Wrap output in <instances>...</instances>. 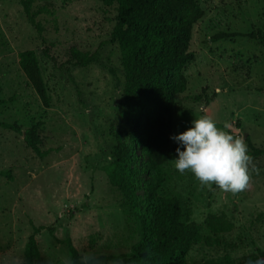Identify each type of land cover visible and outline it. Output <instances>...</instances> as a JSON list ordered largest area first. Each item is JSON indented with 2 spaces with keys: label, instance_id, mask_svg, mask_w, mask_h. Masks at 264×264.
Segmentation results:
<instances>
[{
  "label": "rangeland",
  "instance_id": "obj_1",
  "mask_svg": "<svg viewBox=\"0 0 264 264\" xmlns=\"http://www.w3.org/2000/svg\"><path fill=\"white\" fill-rule=\"evenodd\" d=\"M203 18L194 26L190 51L194 61L184 73L187 90L178 94L174 136L208 115L234 135L250 137L264 149V47L238 36L213 42L219 33H264V0H200ZM42 32L30 23L20 0H0V120L24 129L40 123L39 158L24 137L0 128V264H25L24 249L33 226L52 227L59 239L71 238L84 264H123L101 256L129 253L142 233L134 214L105 168L116 143L115 130L129 131L120 117L124 103L121 52L108 41L116 24L117 5L99 0H35ZM33 50L50 98L45 107L19 66V53ZM75 51L100 54L87 68L69 64ZM206 89L205 92L203 90ZM216 95V98H214ZM199 96L198 100L195 97ZM240 121V124H238ZM247 137L245 138V135ZM247 143V142H246ZM172 145H178L172 140ZM161 173L166 181L159 197L178 196L200 225L210 214L225 215L234 229L220 245L200 243L188 264H216L226 256L239 259L264 250V156L254 159L251 187L238 195L202 188L194 175H181L172 160ZM138 145L135 160L144 197L157 171ZM159 203V199L155 201ZM144 208L145 205H142ZM203 234L208 235L203 229ZM39 264H71L66 247L44 231Z\"/></svg>",
  "mask_w": 264,
  "mask_h": 264
},
{
  "label": "trees",
  "instance_id": "obj_2",
  "mask_svg": "<svg viewBox=\"0 0 264 264\" xmlns=\"http://www.w3.org/2000/svg\"><path fill=\"white\" fill-rule=\"evenodd\" d=\"M34 1L20 0L30 23L41 33L38 13L32 11ZM99 1L107 7L117 5L116 24L108 43L118 45L121 52L125 83L119 115L129 124L125 137L123 131L115 130L116 143L105 171L110 184L120 192L124 207L134 214L142 233V238L129 253L101 256L100 260L123 264H188L187 257L194 246L200 243L220 245V238L234 229L233 223L223 214L208 215L202 226L191 219V212L180 197H159L166 181L161 171L179 146L172 145L170 138L174 136L176 97L187 90L184 69L194 61V53L190 51L193 28L203 18L204 10L200 0ZM238 36L254 39L264 47L261 30L250 34L223 32L215 35L212 41ZM99 63L98 51H75L69 60L70 65L79 68ZM19 66L44 106L49 107L50 98L36 53L33 50L19 53ZM198 99L196 96L195 100ZM4 104L6 100L0 98V106ZM40 126L38 123L24 129L17 122L0 120L1 129L23 136L27 147L39 158H45L53 149H42ZM246 142L253 159L264 156V149L257 148L250 137ZM140 144L147 152L148 167L157 171L144 197L138 194L135 163ZM0 176L11 178L9 171H0ZM213 189H217L215 185ZM157 199L158 204L155 203ZM204 228L207 236L203 234ZM44 231L66 247L71 264H84L72 239H59L55 229L47 226H33L24 249L25 264H39ZM257 261H264V250L257 249L239 259L226 256L216 264H257Z\"/></svg>",
  "mask_w": 264,
  "mask_h": 264
},
{
  "label": "clouds",
  "instance_id": "obj_3",
  "mask_svg": "<svg viewBox=\"0 0 264 264\" xmlns=\"http://www.w3.org/2000/svg\"><path fill=\"white\" fill-rule=\"evenodd\" d=\"M231 128L227 122L218 126L208 115L193 119L188 130L170 137L179 145L176 148L178 158L171 161L175 169L181 175L193 174L202 188L213 190L215 185L234 196L247 191L253 173L259 174V169L244 137L232 134ZM257 264H264V261H257Z\"/></svg>",
  "mask_w": 264,
  "mask_h": 264
},
{
  "label": "water",
  "instance_id": "obj_4",
  "mask_svg": "<svg viewBox=\"0 0 264 264\" xmlns=\"http://www.w3.org/2000/svg\"><path fill=\"white\" fill-rule=\"evenodd\" d=\"M247 137V134L245 135V138Z\"/></svg>",
  "mask_w": 264,
  "mask_h": 264
}]
</instances>
